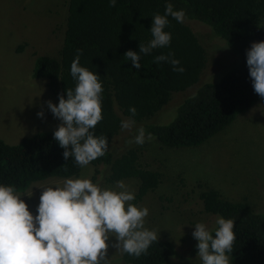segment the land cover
I'll list each match as a JSON object with an SVG mask.
<instances>
[{
	"label": "trees",
	"instance_id": "obj_1",
	"mask_svg": "<svg viewBox=\"0 0 264 264\" xmlns=\"http://www.w3.org/2000/svg\"><path fill=\"white\" fill-rule=\"evenodd\" d=\"M167 3L174 10H184L183 23L171 16L166 31L171 33L169 46L140 53L141 68L132 67L125 59L128 50L139 52L140 43L151 39L153 16L163 15ZM186 20H198L224 39L237 58L221 76L203 82L177 107V114L168 124L144 123L161 146H197L228 126L236 116L259 100L253 89L246 63V52L252 42L264 41V0H117L109 7V0H68L66 27L58 57L38 55L33 73L44 77L50 90L59 96L75 87L71 77V63L82 49L81 66L98 73L102 93L103 119L94 129L95 135L105 136L107 153L92 162V178L99 174V166L107 168V183L125 178L138 180L137 204L149 191L160 184V172L140 162L139 147H128L115 155L110 148L113 138L121 132L123 116L142 121L164 107L174 92L184 91L196 84L207 58L204 46ZM214 35V34H213ZM174 53L185 71H173L168 62H156L161 54ZM136 108V114L129 111ZM64 149L54 139V131H39L23 137L17 144H8L0 137V184L14 186L17 192L26 191L34 182L48 178L77 176L81 169L73 158L66 161ZM203 211L232 219L236 240L229 254L231 264H264V212L255 210L245 200L231 201L219 191L203 187L199 193ZM37 214V211H36ZM216 223L210 228L214 230ZM198 241L191 244L189 256L197 254ZM176 256L170 240L153 242L147 254L135 257L122 253L121 264H164Z\"/></svg>",
	"mask_w": 264,
	"mask_h": 264
},
{
	"label": "rangeland",
	"instance_id": "obj_2",
	"mask_svg": "<svg viewBox=\"0 0 264 264\" xmlns=\"http://www.w3.org/2000/svg\"><path fill=\"white\" fill-rule=\"evenodd\" d=\"M67 1L0 0V137L8 144H17L23 137L39 131L55 132L61 124L47 106L49 100L58 104L59 95L49 89L44 77L34 75L33 68L38 55L58 57L66 27ZM185 23L206 51L207 62L199 81L184 91L174 92L164 107L152 117L135 121L131 130L121 129L110 145L115 155L128 147H139L140 162L160 172L159 186L147 192L136 205L149 209L145 227L155 230L159 239L170 240L176 247V259L172 256L164 264H201L197 254L188 255L191 244L196 241L192 235L194 225L203 222L211 228L217 219L203 211L199 198L203 187L217 189L231 201L245 200L255 210L264 212V98L197 146H161L154 138L143 145L128 143L144 123H170L186 97L203 82L221 76L237 58L211 27L198 20ZM41 110L44 118L37 115ZM98 168L95 179L91 164L69 178H87L103 188L118 191L117 182L106 181L107 168L102 165ZM66 179L40 180L18 193L35 215L43 191L38 186H62ZM122 181L129 191L136 193L137 179ZM114 240L115 237L109 238L110 264H121V252L111 247Z\"/></svg>",
	"mask_w": 264,
	"mask_h": 264
},
{
	"label": "clouds",
	"instance_id": "obj_3",
	"mask_svg": "<svg viewBox=\"0 0 264 264\" xmlns=\"http://www.w3.org/2000/svg\"><path fill=\"white\" fill-rule=\"evenodd\" d=\"M116 2L109 0V7H115ZM185 15L184 10H174L173 4L167 3L163 15L153 16L152 39L140 43L139 52L126 51L125 59L140 69V53L147 55L170 45L172 36L165 30L170 23L168 17L183 23ZM82 52L77 49L71 63L74 89L67 88L66 97L61 93L58 104L47 101L49 110L61 121L54 139L64 149V159L73 158L80 168L104 156L109 147L107 137L94 132L103 119V84L98 73L81 66ZM246 57L254 92L264 98V41L252 42ZM155 61L170 63L173 71H185L174 53L158 55ZM129 111L135 116L137 110L131 107ZM37 115L44 118L45 114L41 110ZM134 125V119L121 121L122 130H131ZM136 133L128 141L130 145H143L152 139L142 126ZM38 187L43 191L34 215L14 186L0 184V264H110V237H115L111 247L137 258L158 242L157 232L145 227L149 209L131 203L135 193L122 180L117 181L118 191L87 178H68L62 186ZM27 194L32 196L33 192ZM215 223L214 234L203 222L194 225L197 257L201 264H230L229 254L236 240L234 221L218 217Z\"/></svg>",
	"mask_w": 264,
	"mask_h": 264
}]
</instances>
